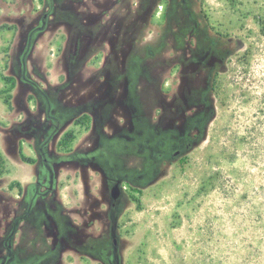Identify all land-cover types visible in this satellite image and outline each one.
<instances>
[{
    "label": "rangeland",
    "instance_id": "obj_1",
    "mask_svg": "<svg viewBox=\"0 0 264 264\" xmlns=\"http://www.w3.org/2000/svg\"><path fill=\"white\" fill-rule=\"evenodd\" d=\"M81 23L92 41L75 43ZM110 51L127 58L122 75ZM207 51L211 70L183 72V56ZM102 73L108 106L82 114ZM182 94L207 103L189 136L188 113L179 130L158 122ZM39 148L55 163L50 193ZM9 258L264 264V0H0V264Z\"/></svg>",
    "mask_w": 264,
    "mask_h": 264
},
{
    "label": "flooded vegetation",
    "instance_id": "obj_2",
    "mask_svg": "<svg viewBox=\"0 0 264 264\" xmlns=\"http://www.w3.org/2000/svg\"><path fill=\"white\" fill-rule=\"evenodd\" d=\"M78 26H83V28L85 29L83 31V29L80 31V32H76L75 35H74V41L75 43L76 42H83V40H87L88 41H92V39L90 38L89 36V30L88 28L86 27L85 23H81V25L79 24ZM104 28L102 27H99L98 28V31L96 32V38L97 39H100V37H103L104 39ZM101 39V40H103ZM105 40V39H104ZM107 40H111L110 38L107 39ZM87 41V42H88ZM102 44V43H100ZM109 54H113V60L114 62L116 63V65H118L121 69L118 71L119 73L118 74H121L124 73L126 71V68H124V64L126 63V56L123 57V60L120 61L119 59V54L115 53V52H111ZM215 62V57L210 53V51H207L206 53H203L202 55L200 56H196L194 55V58L193 59H190V58H185L183 56V58L181 59V66H182V69H183V72L185 71H190L191 73L192 72H195L197 71V69L200 67V66H203L204 68H207L209 70L212 69L213 67V64ZM104 72V70H103ZM180 79L184 80V76H181ZM185 81H187V79H185ZM206 85H207V82H206ZM98 87H100V91L98 90V95L96 97H93L91 95H88L85 99H82V100H78L79 102L76 103V107L77 106H81L82 107H86V104L89 102V101H93V102H96L97 103V107L98 109H100L99 111L100 112H103L104 109L108 106L106 105L105 101H104V98H106V89H109L111 90V82H110V78L108 75H105L102 73V79L100 81H98ZM185 87H186V84H185ZM187 89V94L190 96L191 95V88L189 87H186ZM181 97L183 98V105L182 106H178V105H175L172 106L173 107V110H169L172 112V114L170 115H164L165 113V110L163 109V106H162V109H161V112H160V115L158 116V122H160V119H165L167 120V117L170 118V122L173 124L170 126V128L176 130V127L174 125L173 122H179V121H182V123L180 125H177V130H179V128L181 126H183L184 122H185V114L188 113L190 115H192V119H190V124H191V127H187L186 129H184L183 133L184 134H187L188 136L190 135L191 131L193 129H196L197 128V125L199 123L200 120H202L203 118V112L206 111V108H207V103H206V99L205 98H202L201 101L197 102V103H189L185 98H184V94L181 95ZM120 101H118L117 99V103L115 105H120L121 101L123 100V98H120L119 99ZM114 102V100H111L108 102V104L110 105L109 106V111H110V115H114V110L117 108V107H114L111 106L112 103ZM169 105V104H167ZM70 107H74V106H70ZM168 108V106H167ZM126 109V108H125ZM190 110H192L193 114L190 113ZM127 111V110H126ZM86 112L90 113L89 110H86L85 109H82L81 110V113L82 114H86ZM136 110H129L128 112V119L129 120H133V119H146V115L143 114L142 112H137L139 114H135ZM94 113V112H93ZM111 121V117L109 116V119H107V122ZM56 129V128H55ZM133 127L131 126V130L132 131ZM168 129V128H167ZM166 127L164 128L163 127V131L165 133H168ZM156 131V130H155ZM59 132L58 130L55 131V133ZM158 133V131H157ZM173 134L175 135V132H173ZM185 136L183 135L182 138H184ZM127 138V137H125ZM128 140H130V138H128ZM47 143V142H46ZM96 150H99V147L96 149ZM178 150L174 151L173 155H178ZM39 156H40V159H41V163H42V166L41 168L44 169V172L48 174V186L46 187V192L47 193H50V191L52 190L51 188V185H52V182H53V178L55 176V166L53 162H51L45 155L44 151H42L41 148H39ZM57 167H60V165H57ZM42 188V184L41 182H36L34 185H33V197L36 196V195H41L44 194V193H39V190ZM46 193V194H47ZM33 197L31 196L30 199H29V207L26 208V211L29 213L30 211V208L32 207V204H33ZM56 225V224H55ZM57 244H54V246H56ZM61 245V244H60ZM12 258H9L5 264H10Z\"/></svg>",
    "mask_w": 264,
    "mask_h": 264
},
{
    "label": "water",
    "instance_id": "obj_3",
    "mask_svg": "<svg viewBox=\"0 0 264 264\" xmlns=\"http://www.w3.org/2000/svg\"><path fill=\"white\" fill-rule=\"evenodd\" d=\"M119 194H120V189L118 183H115L110 189V197L113 201H115L119 197ZM112 245L114 247L113 252L114 254H116V239L114 237H112Z\"/></svg>",
    "mask_w": 264,
    "mask_h": 264
},
{
    "label": "trees",
    "instance_id": "obj_4",
    "mask_svg": "<svg viewBox=\"0 0 264 264\" xmlns=\"http://www.w3.org/2000/svg\"><path fill=\"white\" fill-rule=\"evenodd\" d=\"M22 160H24V159H22ZM26 160V159H25ZM28 160V159H27ZM29 162V161H28Z\"/></svg>",
    "mask_w": 264,
    "mask_h": 264
}]
</instances>
